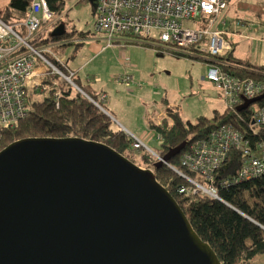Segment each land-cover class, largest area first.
I'll return each instance as SVG.
<instances>
[{
  "label": "water",
  "instance_id": "95a60500",
  "mask_svg": "<svg viewBox=\"0 0 264 264\" xmlns=\"http://www.w3.org/2000/svg\"><path fill=\"white\" fill-rule=\"evenodd\" d=\"M65 32L61 23L51 36ZM263 97L243 98L236 110ZM0 264L221 263L152 169L102 143L48 137L0 150Z\"/></svg>",
  "mask_w": 264,
  "mask_h": 264
},
{
  "label": "trees",
  "instance_id": "16d2710c",
  "mask_svg": "<svg viewBox=\"0 0 264 264\" xmlns=\"http://www.w3.org/2000/svg\"><path fill=\"white\" fill-rule=\"evenodd\" d=\"M31 2L32 0H9L2 19L7 24L20 27ZM45 2L54 15L62 14L64 0ZM61 23L63 22L60 17L56 25ZM74 34V31L66 30L62 36H51V31L43 30L32 44L35 47L55 44L52 51L59 55L63 48L71 44L68 40ZM74 45L78 47L80 43ZM194 46L196 45L184 49L192 50ZM232 52H223L215 57V62L224 72L264 82V65L236 58ZM47 56L53 65L67 72L65 64L61 65L52 56ZM72 80L85 95L97 101L98 96L88 83H82L76 78ZM43 84L46 87L44 92L36 91L27 96V117L19 120L13 127L1 131L0 150L25 138L73 137L105 144L139 167L153 170L156 180L175 199L195 233L210 246L221 264H253L255 257L264 254V175L250 180H236L241 165L240 153L232 150L214 174V185L220 200L179 194L178 189L188 185L187 181L167 165L154 169L155 159L143 149L134 153L127 152L131 139L123 131L113 128L111 117L89 99L50 72L44 76ZM56 91H59L57 99L53 96ZM262 104L264 97L257 102V105ZM167 113L168 116L162 118L158 124L150 123L160 141L154 151L161 157L183 142L205 138L213 129L223 124H231L237 129L249 140L254 150L258 145L264 148V125L251 128L248 109L239 112L236 109H224L221 113L214 112L210 118L199 116L194 122L182 119L178 111L172 108H168ZM179 157L180 154L172 157L168 164L189 178L196 179L195 175L180 166Z\"/></svg>",
  "mask_w": 264,
  "mask_h": 264
},
{
  "label": "built area",
  "instance_id": "2783aa9c",
  "mask_svg": "<svg viewBox=\"0 0 264 264\" xmlns=\"http://www.w3.org/2000/svg\"><path fill=\"white\" fill-rule=\"evenodd\" d=\"M82 1L84 0H77ZM228 2L229 0H96L94 33L104 37L108 47L113 45L115 35L149 38L152 32H156L158 40L166 46L184 48L204 44L210 58L207 79L219 89L225 109L234 110L243 103V98L252 99L264 95V82L231 75L215 62V57L228 50L229 45L224 32L210 29L214 23L211 17H216L225 10ZM2 16L0 13V137L2 130L13 127L19 120L27 117V96L46 90L43 79L49 72L85 95L73 82V72L66 68L65 73L50 62L47 54L64 65L52 51L55 44L39 47L32 44L41 31L47 30L49 25L53 28L56 24L54 14L48 9L45 0H32L20 27L5 23ZM202 16L206 18L205 26H200L198 22L194 28L182 27V21H196ZM84 81L89 83L88 77ZM116 81L128 87L132 84V77L122 74L116 77ZM53 96L57 99L59 91ZM85 97L102 108L104 94L97 101L87 95ZM247 109L250 112L251 128L264 125V104L254 103ZM127 138L131 139V151L143 149L152 155L155 162L161 160L157 152L147 148L131 134ZM232 150L241 154L236 180H250L264 175L262 145L256 146L254 150L249 140L237 129L231 124H223L213 129L205 138L187 142L180 153V166L195 175L196 179L189 178L166 164L188 183L181 186L178 193L220 200L214 185V174Z\"/></svg>",
  "mask_w": 264,
  "mask_h": 264
},
{
  "label": "rangeland",
  "instance_id": "374dc122",
  "mask_svg": "<svg viewBox=\"0 0 264 264\" xmlns=\"http://www.w3.org/2000/svg\"><path fill=\"white\" fill-rule=\"evenodd\" d=\"M8 2L9 0H0V13H4ZM64 2L62 17L61 15H54V21L56 20L57 24L61 17L62 22L66 24V30H75L74 36L68 40L72 43L60 51L62 62L68 70L75 73L74 78L83 83L85 74L90 73L89 69L96 70L100 74L101 83L110 82L114 75L117 77L126 74V72L120 73L121 68L128 67L135 62L139 66L140 74L137 72L136 77L134 76L133 93L137 95L136 91L142 92L143 100L155 101L144 102L153 123L157 122L154 115L155 110L166 108L164 104L163 106L161 104L162 99L168 101L173 110L178 109L184 120L191 122H194L198 116L210 118L214 112L221 113L224 110L222 100L216 95L217 88L206 79L202 81V77L205 76V66L207 67L206 61L210 60L206 54L205 45H199L197 51L166 46L158 40V34L152 32L148 39L135 38L130 35H115L113 45L108 47L104 37L94 33L95 13L89 0L82 2L64 0ZM263 12L264 0H230L226 10L220 12L216 17H211L214 19V23L210 29L216 30L221 27L227 29L230 26L231 30L240 32L234 28V23L236 21H249L250 25L244 31L245 35L250 36V38L247 37L249 39L230 38V42H233L231 43L233 54L236 57L248 59L254 64L264 65ZM198 22L205 26L206 18L202 16L196 21L184 20L181 23L184 28H194ZM222 22H225V25H222ZM56 24L53 27H56ZM47 30L52 31L53 28L49 25ZM82 33H86L88 38L95 39L97 37L99 40H85L76 47L74 45L77 43L75 40L79 39ZM167 49L173 52H169ZM99 50V56L95 61L89 62L91 64L83 71L77 70L78 66L84 64ZM120 52L126 56V61H120ZM89 85H94V88L97 89V84L94 81L90 82ZM128 101L127 106L134 114L136 102L130 99ZM152 104H156L158 108ZM122 105L124 106V103ZM165 116L167 117L168 113H165ZM112 127L123 131L129 137V131L123 128L114 116L112 117ZM138 127L142 129L141 133L138 136H132L147 148L156 150L160 141L154 129L144 123L142 124L139 118ZM127 152L134 153L137 151H131L128 147Z\"/></svg>",
  "mask_w": 264,
  "mask_h": 264
},
{
  "label": "crops",
  "instance_id": "0c3cea01",
  "mask_svg": "<svg viewBox=\"0 0 264 264\" xmlns=\"http://www.w3.org/2000/svg\"><path fill=\"white\" fill-rule=\"evenodd\" d=\"M229 3H230V0H229V2L227 4L226 9L228 8ZM240 4L242 6H244L242 3H240ZM234 12H236V11H234ZM263 14H264V12H263ZM61 17H62V14H61ZM222 25H225V22H222ZM249 25H250L249 21H246V22L236 21L234 23V28L238 29L240 32H236L234 30H231L230 26L227 29L223 28V27L216 29V30L224 32V38H225L226 42L229 45V49L224 51V53L227 52V51L232 50L231 43H233V42H230V38H235V39H240V38L243 39V38H247V37L250 38V36H248L247 34L246 35L244 34L245 33L244 31L247 30V27H249ZM67 31H70V30H67ZM71 31H74V33H75V30L71 29ZM249 38H247V39H249ZM91 39L95 40V41L99 40V38H97V37L95 39L94 38H88V36L86 35V36H80V38L76 39L75 41L77 43L82 44L83 41L91 40ZM196 46L197 47L194 46V49H192L191 51H194V50L197 51L199 45H196ZM167 51L170 52L169 49H167ZM99 52H100V50L97 51V54H95L93 56L94 58L91 56L84 64H81L80 66H78L77 70L78 71L79 70L83 71L84 69H86L89 66V64H91L89 62L96 60V58L99 56L98 55ZM58 56H59L60 59H62L61 58V54H59ZM233 56L236 57L234 54H233ZM119 57H120L119 58L120 61H122V60L126 61L127 60L126 56L123 53H121V52L119 53ZM236 58H239V57H236ZM241 59H245V58H241ZM138 68H139V66H137V64L135 62L132 63L128 67L121 68V72L120 73H122V72L125 73L126 72V74L130 75L132 77V79H133L132 80V84L130 86H128V87H126L123 84L117 82L115 75L113 76V79L110 77L112 81L110 80V82L101 83V76L96 70H89L88 69V71L90 73H86L85 74V77H88V79H89V83L94 81V83L97 84V86H96L97 89L94 88V85H90V86H91L92 91L97 94L98 98L100 97L101 94L105 95V99L103 101H101V104H102L104 110L110 115L111 119L114 116V118H116L118 120V122L122 125V127L125 128L126 130H128L129 134L134 135V136H138L141 133V130H142L141 128L138 127V118L142 122V124L144 123V124L148 125L149 127H150V123H153V119L150 118V116L148 115L147 108L145 107V103H144V102L150 101L151 99L143 100L142 92L138 93V91H136L137 95H135L133 93L134 91L132 89V86L134 84V78L136 77L137 72L140 74V71L138 70ZM205 68H206V71L204 73L205 76L202 77V81H204V79L209 81L207 79V69L208 68L206 66H205ZM138 77H139V75H138ZM216 95L220 99V91H219L218 88H217V91H216ZM129 99L133 100L134 102H136V108L134 109L135 110L134 114L132 113L131 109L127 106L128 102H129L128 101ZM150 102H155V101L151 100ZM122 103H124V106L122 105ZM161 104H162V106L164 104L166 108L156 109L155 110L154 115H155V118L157 120V122L155 124H158L159 121L162 118H166L165 113H167V109L168 108H170V109L172 108L171 105L166 100L162 99L161 100ZM152 106H154L155 108H158L156 104H152ZM144 107L146 109V112H145ZM224 109H225V107H224ZM174 110L178 111V109H174ZM178 114L180 115L179 111H178ZM181 118H182V116H181ZM188 121H190V120H188ZM253 264H264V254L255 257L253 259Z\"/></svg>",
  "mask_w": 264,
  "mask_h": 264
}]
</instances>
